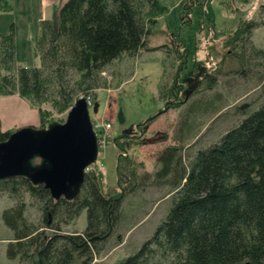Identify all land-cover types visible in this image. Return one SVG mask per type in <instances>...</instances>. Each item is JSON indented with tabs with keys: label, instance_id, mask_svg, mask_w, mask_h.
<instances>
[{
	"label": "trees",
	"instance_id": "16d2710c",
	"mask_svg": "<svg viewBox=\"0 0 264 264\" xmlns=\"http://www.w3.org/2000/svg\"><path fill=\"white\" fill-rule=\"evenodd\" d=\"M5 4L0 0V10L8 8ZM165 7L162 0H66L52 18L41 20L33 46L38 64L30 67L17 63L14 29L0 34V96L17 92L38 108L45 129L47 113L41 107L70 109L80 93L105 87L102 74L124 55L139 56ZM253 25L241 24L228 42L238 46L240 76L259 69L261 101L255 107L236 105L232 114L242 118L212 144L196 148L200 137L188 143L196 129L207 116L223 115L225 106L221 92L194 100L183 112L175 143L157 153L158 168L143 181L133 164L124 169L119 159L118 178L129 175L119 185L131 186L132 193L150 179L167 185L171 206L153 234L117 264H264V49L251 41ZM162 47L168 53L176 49ZM170 87L167 81L160 86L162 102L171 97ZM12 132L0 131V141ZM103 184L101 171L91 168L73 198L55 200L44 185L26 177L1 179L0 196L15 201L3 212L14 233L7 256L24 264H73L77 258L95 264L118 225L127 221L124 190L113 196ZM31 206L37 211L34 220ZM84 211L85 230L63 234Z\"/></svg>",
	"mask_w": 264,
	"mask_h": 264
},
{
	"label": "rangeland",
	"instance_id": "374dc122",
	"mask_svg": "<svg viewBox=\"0 0 264 264\" xmlns=\"http://www.w3.org/2000/svg\"><path fill=\"white\" fill-rule=\"evenodd\" d=\"M65 1L7 0L5 7L8 8L0 10V34L14 29L19 65L38 64L33 46L39 36L40 22L52 18ZM162 1L165 10L156 17L157 24L139 56L131 59L124 55L116 60L102 74L107 81L105 87L80 93L77 98H86L93 129L99 137L97 160L90 170L101 171L105 193L111 192L115 196L124 190L125 194L121 208L126 211L127 221L118 225L105 249L93 260L95 264H117L135 253L153 234L171 206L168 199L171 188L167 185L150 183V179L145 188H138L135 193L130 192L131 186L119 185V181L129 180V175L124 172L118 178L119 159L124 169L133 164L143 181L144 174H153L157 170V153L175 143L183 112L194 100L215 92L224 94V114L216 120L217 113L207 116L196 129L194 135L197 136L188 141L192 144L200 137L198 148L212 144L242 118L232 114L236 105L252 102L255 107L262 98L259 82L263 81L256 77L259 69L252 68L247 78L243 74L240 76L237 73L240 66L235 58L238 46L228 41L233 39L241 24L249 22L254 24L252 43L264 49V0ZM162 46L176 49L168 53ZM175 50L179 51L178 56ZM165 81L170 84L172 94L167 102H162L160 86ZM2 97L5 101L3 107L0 105V131H5L1 125L8 124L3 109L8 112L9 107L19 108L23 102L29 106L28 122L8 130L42 129L38 108L17 92ZM95 104L98 105L96 112L93 111ZM70 109L59 111L51 103L41 107L47 113V125L64 123ZM31 122L36 124L31 125ZM46 124L45 129L48 128ZM34 163L40 164V159H35ZM14 205L15 201L7 195L0 196V264H24L19 258L7 256L14 233L5 225L3 212ZM28 214L33 220L37 218V211L32 206ZM86 226L87 213L84 211L77 220L64 226L62 233L82 232ZM73 264H81V260L77 258Z\"/></svg>",
	"mask_w": 264,
	"mask_h": 264
},
{
	"label": "water",
	"instance_id": "95a60500",
	"mask_svg": "<svg viewBox=\"0 0 264 264\" xmlns=\"http://www.w3.org/2000/svg\"><path fill=\"white\" fill-rule=\"evenodd\" d=\"M97 109L95 104L93 111ZM98 145L88 102L79 98L64 123L20 128L0 141V180L26 177L34 185H44L55 200L73 198L97 160Z\"/></svg>",
	"mask_w": 264,
	"mask_h": 264
},
{
	"label": "crops",
	"instance_id": "0c3cea01",
	"mask_svg": "<svg viewBox=\"0 0 264 264\" xmlns=\"http://www.w3.org/2000/svg\"><path fill=\"white\" fill-rule=\"evenodd\" d=\"M4 98L5 97L0 98V105H2V107L4 105L3 101H5V100H1V99H4ZM0 108H1V106H0ZM9 108H10V110L8 112H6L5 109H3L4 117L7 119L8 124L7 125H1V126H3L2 129H4L5 131H8V129L11 128V126L14 127V126H18L19 124L21 125L22 123L28 122V117H29L28 103H26V102L20 103L19 108H16L15 105L12 108L11 107H9ZM33 122H31V125L36 124Z\"/></svg>",
	"mask_w": 264,
	"mask_h": 264
},
{
	"label": "built area",
	"instance_id": "2783aa9c",
	"mask_svg": "<svg viewBox=\"0 0 264 264\" xmlns=\"http://www.w3.org/2000/svg\"><path fill=\"white\" fill-rule=\"evenodd\" d=\"M108 126H110L109 124H108ZM97 135V134H96ZM97 137H98V135H97ZM98 141H99V137H98Z\"/></svg>",
	"mask_w": 264,
	"mask_h": 264
},
{
	"label": "clouds",
	"instance_id": "9594fccd",
	"mask_svg": "<svg viewBox=\"0 0 264 264\" xmlns=\"http://www.w3.org/2000/svg\"><path fill=\"white\" fill-rule=\"evenodd\" d=\"M89 170H90V169H89ZM89 170H88V171H89Z\"/></svg>",
	"mask_w": 264,
	"mask_h": 264
}]
</instances>
